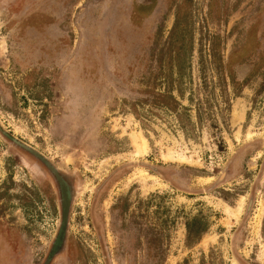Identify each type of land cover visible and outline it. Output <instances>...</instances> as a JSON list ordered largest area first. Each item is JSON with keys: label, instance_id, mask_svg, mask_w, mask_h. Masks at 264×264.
I'll return each instance as SVG.
<instances>
[{"label": "rangeland", "instance_id": "rangeland-1", "mask_svg": "<svg viewBox=\"0 0 264 264\" xmlns=\"http://www.w3.org/2000/svg\"><path fill=\"white\" fill-rule=\"evenodd\" d=\"M145 1L0 0V264H264V0Z\"/></svg>", "mask_w": 264, "mask_h": 264}, {"label": "flooded vegetation", "instance_id": "flooded-vegetation-1", "mask_svg": "<svg viewBox=\"0 0 264 264\" xmlns=\"http://www.w3.org/2000/svg\"><path fill=\"white\" fill-rule=\"evenodd\" d=\"M140 1L141 2H139V3L144 4L145 0H140ZM147 2H148V0H147ZM35 163L39 167H41L43 170H45L49 176H51V178L53 179L54 183L57 186V189H58V186L60 188V198L62 200L61 212H60V223H59V230L55 234V237H54V239L56 241L53 239V243H54V242H57V240L60 239V237H62V239H63V237L65 236V233H66L65 219L68 218L69 208H70L69 205L71 204V198L73 197L74 186H73V184H71L69 182V179H71L70 178L71 176L67 172H64V171L59 172V174L63 177V178H61V177L56 176V175H51L50 171L48 169H46V167L44 165H42L38 160H35ZM69 193H70V195L72 194V196H70V199H69ZM53 247H54V245H53ZM59 252H61V251H59ZM57 254H59V253H57ZM55 257H56V255H55Z\"/></svg>", "mask_w": 264, "mask_h": 264}, {"label": "trees", "instance_id": "trees-1", "mask_svg": "<svg viewBox=\"0 0 264 264\" xmlns=\"http://www.w3.org/2000/svg\"><path fill=\"white\" fill-rule=\"evenodd\" d=\"M150 96L145 95L143 96L142 99L138 100L139 103H146V104H156V105H170V103H173V105L171 106V108H174V106L177 104L175 99L167 94H163V93H156L150 91L149 92ZM189 228V226H187Z\"/></svg>", "mask_w": 264, "mask_h": 264}, {"label": "bare ground", "instance_id": "bare-ground-1", "mask_svg": "<svg viewBox=\"0 0 264 264\" xmlns=\"http://www.w3.org/2000/svg\"><path fill=\"white\" fill-rule=\"evenodd\" d=\"M141 146H142L143 148L146 147V144H145V141H144V140H142ZM241 204H242V203H241Z\"/></svg>", "mask_w": 264, "mask_h": 264}]
</instances>
